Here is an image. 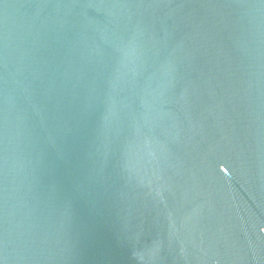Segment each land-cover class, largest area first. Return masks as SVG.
I'll list each match as a JSON object with an SVG mask.
<instances>
[{"label": "water", "instance_id": "water-1", "mask_svg": "<svg viewBox=\"0 0 264 264\" xmlns=\"http://www.w3.org/2000/svg\"><path fill=\"white\" fill-rule=\"evenodd\" d=\"M0 264H264V0H0Z\"/></svg>", "mask_w": 264, "mask_h": 264}]
</instances>
